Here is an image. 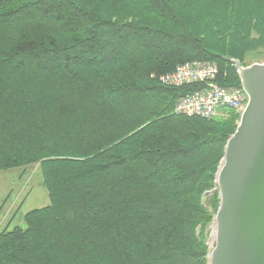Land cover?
<instances>
[{"label": "trees", "instance_id": "trees-1", "mask_svg": "<svg viewBox=\"0 0 264 264\" xmlns=\"http://www.w3.org/2000/svg\"><path fill=\"white\" fill-rule=\"evenodd\" d=\"M231 60L264 61V0H0V170L36 166L50 200L0 264H208L240 117L175 115L201 86L159 76L206 61L241 87Z\"/></svg>", "mask_w": 264, "mask_h": 264}, {"label": "water", "instance_id": "water-1", "mask_svg": "<svg viewBox=\"0 0 264 264\" xmlns=\"http://www.w3.org/2000/svg\"><path fill=\"white\" fill-rule=\"evenodd\" d=\"M231 62L248 102L217 173L220 205L208 264H264V61Z\"/></svg>", "mask_w": 264, "mask_h": 264}, {"label": "built area", "instance_id": "built-area-1", "mask_svg": "<svg viewBox=\"0 0 264 264\" xmlns=\"http://www.w3.org/2000/svg\"><path fill=\"white\" fill-rule=\"evenodd\" d=\"M219 76L220 70L216 63L189 61L171 73L160 75L159 81L172 87L201 86L198 91L177 101L175 115L210 120L234 112L241 117L248 102L246 93L242 87L221 86L218 83Z\"/></svg>", "mask_w": 264, "mask_h": 264}, {"label": "rangeland", "instance_id": "rangeland-1", "mask_svg": "<svg viewBox=\"0 0 264 264\" xmlns=\"http://www.w3.org/2000/svg\"><path fill=\"white\" fill-rule=\"evenodd\" d=\"M41 182L42 175L36 166L25 170L23 168L0 170V231L7 226L10 229L16 226L25 227L24 215L26 213L49 205L48 193ZM214 234L213 223L208 233L210 250L215 244Z\"/></svg>", "mask_w": 264, "mask_h": 264}, {"label": "bare ground", "instance_id": "bare-ground-1", "mask_svg": "<svg viewBox=\"0 0 264 264\" xmlns=\"http://www.w3.org/2000/svg\"><path fill=\"white\" fill-rule=\"evenodd\" d=\"M214 228H215V226H214ZM215 235V234H214Z\"/></svg>", "mask_w": 264, "mask_h": 264}]
</instances>
